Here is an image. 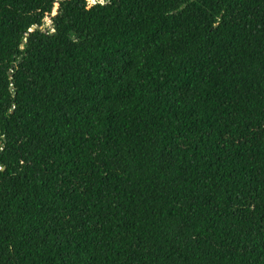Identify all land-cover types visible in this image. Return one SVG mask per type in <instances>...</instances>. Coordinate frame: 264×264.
Wrapping results in <instances>:
<instances>
[{
    "label": "trees",
    "instance_id": "obj_1",
    "mask_svg": "<svg viewBox=\"0 0 264 264\" xmlns=\"http://www.w3.org/2000/svg\"><path fill=\"white\" fill-rule=\"evenodd\" d=\"M0 264H264V0H0Z\"/></svg>",
    "mask_w": 264,
    "mask_h": 264
},
{
    "label": "rangeland",
    "instance_id": "obj_2",
    "mask_svg": "<svg viewBox=\"0 0 264 264\" xmlns=\"http://www.w3.org/2000/svg\"><path fill=\"white\" fill-rule=\"evenodd\" d=\"M97 1L101 2L102 0H94V2H93V0H86L88 6L94 4ZM56 4L57 3H55L54 7L56 6ZM52 15H53V10H52V12L49 15H47L44 18L42 28L49 29L50 31H52V25H51V16Z\"/></svg>",
    "mask_w": 264,
    "mask_h": 264
},
{
    "label": "water",
    "instance_id": "obj_3",
    "mask_svg": "<svg viewBox=\"0 0 264 264\" xmlns=\"http://www.w3.org/2000/svg\"><path fill=\"white\" fill-rule=\"evenodd\" d=\"M57 8H58V4H56V6L54 7V9H53V14H55L56 13V11H57ZM39 26L38 25H36V26H32L31 28H30V30H33L34 28H38ZM22 46V45H21ZM10 88H12V86H10Z\"/></svg>",
    "mask_w": 264,
    "mask_h": 264
},
{
    "label": "snow or ice",
    "instance_id": "obj_4",
    "mask_svg": "<svg viewBox=\"0 0 264 264\" xmlns=\"http://www.w3.org/2000/svg\"><path fill=\"white\" fill-rule=\"evenodd\" d=\"M93 2H94V0H93Z\"/></svg>",
    "mask_w": 264,
    "mask_h": 264
}]
</instances>
